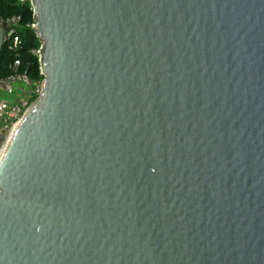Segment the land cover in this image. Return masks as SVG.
Here are the masks:
<instances>
[{
	"label": "water",
	"instance_id": "1",
	"mask_svg": "<svg viewBox=\"0 0 264 264\" xmlns=\"http://www.w3.org/2000/svg\"><path fill=\"white\" fill-rule=\"evenodd\" d=\"M34 5L0 264H264V0Z\"/></svg>",
	"mask_w": 264,
	"mask_h": 264
},
{
	"label": "built area",
	"instance_id": "2",
	"mask_svg": "<svg viewBox=\"0 0 264 264\" xmlns=\"http://www.w3.org/2000/svg\"><path fill=\"white\" fill-rule=\"evenodd\" d=\"M18 3L30 6L33 10L34 22L29 26H22L21 16L5 17L0 12V28L4 31L0 54L3 50H7L14 55L7 65L0 68V134L5 138L12 134L15 126L44 91L43 43L31 50V53L38 58L42 77H32L29 65H24L21 58L22 32L26 28L36 32L34 0H18ZM2 149L0 148V151Z\"/></svg>",
	"mask_w": 264,
	"mask_h": 264
},
{
	"label": "trees",
	"instance_id": "3",
	"mask_svg": "<svg viewBox=\"0 0 264 264\" xmlns=\"http://www.w3.org/2000/svg\"><path fill=\"white\" fill-rule=\"evenodd\" d=\"M0 12L5 17L17 15L22 17V26H29L34 22L33 10L29 5H21L18 0H0ZM23 37V51L21 58L24 65H29V71L34 78L42 77L40 74V63L38 58L31 53L33 48H38L41 45L40 38L37 33L31 29L26 28L22 32ZM14 55L7 50H3L0 54V68L7 65Z\"/></svg>",
	"mask_w": 264,
	"mask_h": 264
},
{
	"label": "bare ground",
	"instance_id": "4",
	"mask_svg": "<svg viewBox=\"0 0 264 264\" xmlns=\"http://www.w3.org/2000/svg\"><path fill=\"white\" fill-rule=\"evenodd\" d=\"M2 153H3V149L0 151V160H1V157H2Z\"/></svg>",
	"mask_w": 264,
	"mask_h": 264
}]
</instances>
